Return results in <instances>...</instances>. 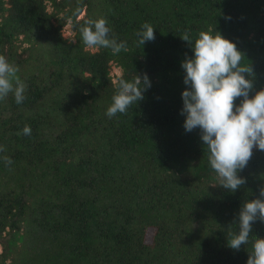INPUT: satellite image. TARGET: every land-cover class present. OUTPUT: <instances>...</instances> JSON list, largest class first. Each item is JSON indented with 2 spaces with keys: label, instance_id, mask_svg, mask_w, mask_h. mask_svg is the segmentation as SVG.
I'll list each match as a JSON object with an SVG mask.
<instances>
[{
  "label": "trees",
  "instance_id": "trees-1",
  "mask_svg": "<svg viewBox=\"0 0 264 264\" xmlns=\"http://www.w3.org/2000/svg\"><path fill=\"white\" fill-rule=\"evenodd\" d=\"M100 17L127 51L85 45L81 27ZM144 22L155 39L141 45ZM208 30L244 54L250 96L264 88V0H0V55L26 84L22 103L0 100V264H246L264 222L238 250L227 236L264 187V150L230 192L180 114L192 55L180 36ZM144 73V98L109 118L119 81Z\"/></svg>",
  "mask_w": 264,
  "mask_h": 264
},
{
  "label": "clouds",
  "instance_id": "clouds-1",
  "mask_svg": "<svg viewBox=\"0 0 264 264\" xmlns=\"http://www.w3.org/2000/svg\"><path fill=\"white\" fill-rule=\"evenodd\" d=\"M80 31L89 48H109L117 54L127 51V41L110 35L111 28L104 17L89 19ZM154 33V26L144 22L136 31V39L144 45L155 39ZM180 38L192 49V55L181 62L183 82L187 86L181 93L183 127L189 132L200 129V139L207 146L209 164L219 177V185L235 192L246 183V178L239 172L247 166L253 148L264 150V88L250 96L253 70L250 64H241L244 54L235 42L223 37L219 31L215 30V34L211 30L201 31L194 43L187 31ZM18 72L17 65L0 55V100L12 93L17 104L24 101L26 84ZM150 87L147 73L136 74L132 80L121 79L106 115L111 118L117 113H125L130 105L144 98V92ZM237 98H240L238 103ZM22 131L30 135L31 126L26 124ZM2 159L9 165L12 163L9 156ZM257 219L264 222V187L257 198L245 201L241 206L239 231L228 234L227 246L238 250L242 244H247L252 224ZM246 264H264V238L256 237L253 241Z\"/></svg>",
  "mask_w": 264,
  "mask_h": 264
},
{
  "label": "rangeland",
  "instance_id": "rangeland-1",
  "mask_svg": "<svg viewBox=\"0 0 264 264\" xmlns=\"http://www.w3.org/2000/svg\"><path fill=\"white\" fill-rule=\"evenodd\" d=\"M63 36L65 38H69V39L73 36V32H72L69 24L64 27ZM120 74H121L120 69L118 67L112 65L111 66V70H110V75H111V77L113 78L114 81H115V78L118 77Z\"/></svg>",
  "mask_w": 264,
  "mask_h": 264
}]
</instances>
